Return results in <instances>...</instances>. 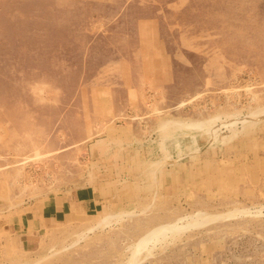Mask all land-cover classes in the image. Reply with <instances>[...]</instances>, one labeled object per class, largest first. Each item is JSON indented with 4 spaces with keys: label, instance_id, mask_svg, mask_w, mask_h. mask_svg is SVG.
<instances>
[{
    "label": "rangeland",
    "instance_id": "rangeland-1",
    "mask_svg": "<svg viewBox=\"0 0 264 264\" xmlns=\"http://www.w3.org/2000/svg\"><path fill=\"white\" fill-rule=\"evenodd\" d=\"M0 264H264V0H0Z\"/></svg>",
    "mask_w": 264,
    "mask_h": 264
},
{
    "label": "crops",
    "instance_id": "crops-1",
    "mask_svg": "<svg viewBox=\"0 0 264 264\" xmlns=\"http://www.w3.org/2000/svg\"><path fill=\"white\" fill-rule=\"evenodd\" d=\"M111 194L112 192L110 193V190L107 192L102 184L96 183L94 187L74 191L60 198L51 197L34 215L21 219L20 225L18 221L15 222L17 225L15 231H21L20 235L27 242L24 243L26 246L29 244L35 247L39 242L35 241L32 235L34 231H38L43 227V230H49L53 224L67 222L69 219L65 218L68 216L72 218L78 210L84 215L100 212L105 206L103 203L106 199H109ZM28 235L29 238L31 237L29 240H27ZM38 240H40V237Z\"/></svg>",
    "mask_w": 264,
    "mask_h": 264
},
{
    "label": "bare ground",
    "instance_id": "bare-ground-1",
    "mask_svg": "<svg viewBox=\"0 0 264 264\" xmlns=\"http://www.w3.org/2000/svg\"><path fill=\"white\" fill-rule=\"evenodd\" d=\"M176 227V226H175Z\"/></svg>",
    "mask_w": 264,
    "mask_h": 264
}]
</instances>
